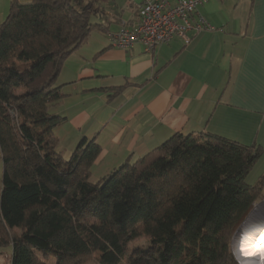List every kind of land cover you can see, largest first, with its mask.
<instances>
[{
	"label": "trees",
	"instance_id": "obj_1",
	"mask_svg": "<svg viewBox=\"0 0 264 264\" xmlns=\"http://www.w3.org/2000/svg\"><path fill=\"white\" fill-rule=\"evenodd\" d=\"M94 6L11 0L0 23V252L11 248L9 264H237L233 235L264 199V173L246 182L259 146L175 133L95 182L94 140L67 159L57 150L55 82L101 27ZM141 237L147 249L128 253Z\"/></svg>",
	"mask_w": 264,
	"mask_h": 264
},
{
	"label": "crops",
	"instance_id": "obj_2",
	"mask_svg": "<svg viewBox=\"0 0 264 264\" xmlns=\"http://www.w3.org/2000/svg\"><path fill=\"white\" fill-rule=\"evenodd\" d=\"M141 1L106 0L100 29L65 60L55 82L63 97L52 108L64 117L53 130L57 150L67 159L81 139L94 140L95 182L175 133H209L262 148L246 179L255 184L264 173V0H208L193 20L214 30L189 33L187 44L111 48L108 34L134 27ZM10 3L0 0V23Z\"/></svg>",
	"mask_w": 264,
	"mask_h": 264
},
{
	"label": "built area",
	"instance_id": "obj_3",
	"mask_svg": "<svg viewBox=\"0 0 264 264\" xmlns=\"http://www.w3.org/2000/svg\"><path fill=\"white\" fill-rule=\"evenodd\" d=\"M208 0H177L174 4L168 0H142L137 7V23L132 28L121 27L115 33L108 34L111 48L128 50L140 44L144 52L154 49L173 38H180L186 44L190 42L191 32L213 31L214 28L202 17L194 22L197 8Z\"/></svg>",
	"mask_w": 264,
	"mask_h": 264
},
{
	"label": "bare ground",
	"instance_id": "obj_4",
	"mask_svg": "<svg viewBox=\"0 0 264 264\" xmlns=\"http://www.w3.org/2000/svg\"><path fill=\"white\" fill-rule=\"evenodd\" d=\"M257 205L233 239V246L244 262L264 264V201Z\"/></svg>",
	"mask_w": 264,
	"mask_h": 264
},
{
	"label": "rangeland",
	"instance_id": "obj_5",
	"mask_svg": "<svg viewBox=\"0 0 264 264\" xmlns=\"http://www.w3.org/2000/svg\"><path fill=\"white\" fill-rule=\"evenodd\" d=\"M86 1H92L93 4L95 5L94 7H96L98 10L100 9V7L104 6L105 3H106V0H86ZM100 14H101L100 12L94 14L90 18V22L92 24L97 23V20L101 17ZM94 178H95V176L93 175L90 178V180L94 181L93 180ZM148 246H149V241L146 238L141 237V238H138V239H135L134 241H132L128 245L127 251H128V253L131 254L133 252V249L136 248V247H141V248L147 249ZM10 252H11V248L10 247H7V248H4V249L1 250V252H0V264H9ZM231 253H232L233 258L237 262V264H240V263L241 264H252L253 262H255V260L250 261V262L247 260L246 262H244L242 259H240V254L237 252V250L233 246V238H232V242H231ZM88 264H98V263L96 261H92V262H90ZM122 264H125V263H122Z\"/></svg>",
	"mask_w": 264,
	"mask_h": 264
},
{
	"label": "water",
	"instance_id": "obj_6",
	"mask_svg": "<svg viewBox=\"0 0 264 264\" xmlns=\"http://www.w3.org/2000/svg\"><path fill=\"white\" fill-rule=\"evenodd\" d=\"M262 201H264V199L261 200V201H259L258 203L256 202V203L253 204V208H252V210L249 212L248 216L244 219V221L241 223V225L238 227V229H237L236 232L234 233L233 239L235 238L236 234L239 232V230H240V228L243 226V224L247 221V219H248V217L251 215V213L255 210V206H256L257 204L261 203ZM257 206H258V205H257Z\"/></svg>",
	"mask_w": 264,
	"mask_h": 264
},
{
	"label": "snow or ice",
	"instance_id": "obj_7",
	"mask_svg": "<svg viewBox=\"0 0 264 264\" xmlns=\"http://www.w3.org/2000/svg\"><path fill=\"white\" fill-rule=\"evenodd\" d=\"M262 251H264V250H262Z\"/></svg>",
	"mask_w": 264,
	"mask_h": 264
}]
</instances>
